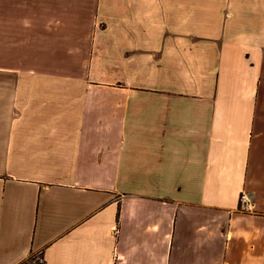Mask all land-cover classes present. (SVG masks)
I'll return each instance as SVG.
<instances>
[{
	"label": "crops",
	"instance_id": "0c3cea01",
	"mask_svg": "<svg viewBox=\"0 0 264 264\" xmlns=\"http://www.w3.org/2000/svg\"><path fill=\"white\" fill-rule=\"evenodd\" d=\"M0 264H264V0H0Z\"/></svg>",
	"mask_w": 264,
	"mask_h": 264
},
{
	"label": "rangeland",
	"instance_id": "374dc122",
	"mask_svg": "<svg viewBox=\"0 0 264 264\" xmlns=\"http://www.w3.org/2000/svg\"><path fill=\"white\" fill-rule=\"evenodd\" d=\"M54 47L56 46L57 47V50H63L66 46V43L65 42H58L57 44L54 43L52 44ZM79 45H82L83 44H80ZM50 44H46V43H43V50H49L51 49L50 48ZM67 60L65 58L63 59H54V58H51L50 56H43V59H42V66L43 67H50V66H65Z\"/></svg>",
	"mask_w": 264,
	"mask_h": 264
},
{
	"label": "built area",
	"instance_id": "2783aa9c",
	"mask_svg": "<svg viewBox=\"0 0 264 264\" xmlns=\"http://www.w3.org/2000/svg\"><path fill=\"white\" fill-rule=\"evenodd\" d=\"M240 202H241V205L243 207H245L246 209H250L251 208V201H250L248 195L245 192H243L241 194V196H240ZM39 260L42 263L43 259H39Z\"/></svg>",
	"mask_w": 264,
	"mask_h": 264
}]
</instances>
